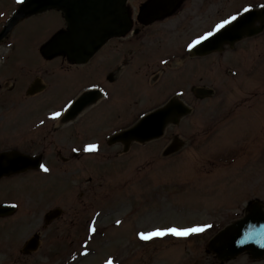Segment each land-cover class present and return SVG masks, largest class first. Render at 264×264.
I'll return each mask as SVG.
<instances>
[{
  "label": "rangeland",
  "instance_id": "obj_1",
  "mask_svg": "<svg viewBox=\"0 0 264 264\" xmlns=\"http://www.w3.org/2000/svg\"><path fill=\"white\" fill-rule=\"evenodd\" d=\"M31 18L21 30L16 31V36L27 44L40 45L63 26L56 11ZM258 45L259 42L256 46ZM256 46L252 52L247 53L250 61L239 64L243 70L237 82L223 81L226 77L220 72V66L212 73L210 70L204 72L208 85L213 84L210 76L215 75L214 73L222 80L214 84L218 94L202 104L193 98L188 99L194 108V114L184 121L182 127L170 130L166 140L147 147L133 145L127 155L120 157L114 156L117 147L101 144V153L82 156L78 158L79 161L66 167L72 170V174L78 173L63 178V196L56 189L48 197L63 203L68 195L66 187H69L74 201L80 199L83 202L91 197L94 198L92 206L89 211L83 212L78 211L80 207L77 205L74 208L77 212H71L73 207L67 204L63 207L66 216L58 224L48 227L52 230L48 233V243H52L50 238H58L56 240L59 253L56 256H45L41 252L35 259L19 262L11 259L12 262L55 264L58 260V264L61 261L63 264H119L123 259V263L127 264H217L212 256L205 253L204 245L200 249L201 241L190 242L193 238L190 241L143 240L138 244L132 241L131 235L133 231L149 230L153 227L167 228L216 220V226L206 235L209 238L230 220L238 219L249 201L260 199L264 202V145L261 143V138H264V99L261 96L264 95V59L257 58L259 52ZM17 54L18 51H15L8 58L10 49L0 43V72L11 71L16 67L14 58ZM19 55L25 58L36 57L33 49L21 50ZM38 57L39 60L32 63V69L39 68L42 59ZM19 76L20 72L17 71L13 74L0 73V80L4 83L0 92V109L6 116L2 123L6 132L0 136L1 142L10 139L11 129H24L33 123L40 111H49L60 106L55 99H44L39 105L38 100L25 104L18 102L15 106L14 95H8L7 90L11 81L9 78ZM60 92L70 91L63 88ZM70 97H65L64 102ZM102 113L101 107L86 111L76 123L62 131V137L66 139L70 133H76L85 141L100 138L102 129L108 126ZM175 134L192 144L186 151H182L179 158L167 159L171 162L164 163L166 161L162 159L161 152ZM107 135L108 132L104 134L105 137ZM224 156L235 159H221ZM219 157L220 159H216ZM230 161L231 164L225 165ZM208 172L210 175H206ZM90 178L92 181L88 183ZM203 188L205 191H202ZM122 189L127 201L122 197ZM82 192L85 199L80 198ZM10 193L11 196L20 195L19 190H10ZM10 193L3 192L5 195ZM137 208H140L139 214L125 224L127 232H121L120 226L115 225L118 222L116 217L126 213L129 217ZM191 209L194 210L191 212ZM69 211L71 216L67 219ZM88 212L89 215L86 216ZM77 214L78 218H85L83 227L78 225V218L77 224L72 222ZM95 219L98 221V235L84 241L88 220L95 223ZM104 221L113 223L106 226L107 224L102 223ZM109 229L108 235H105ZM21 231L22 228L18 226L0 225V242L7 246L12 242L14 244L15 239L19 240L22 236ZM72 235L76 237L73 239L76 241L75 245L71 242ZM101 236L110 240L106 242L107 239ZM124 239L129 255L126 260L120 257ZM20 242L19 246L22 247ZM7 246L3 250L5 253L8 251ZM0 264L11 263L0 257ZM230 264L264 262L252 263L247 256H241Z\"/></svg>",
  "mask_w": 264,
  "mask_h": 264
},
{
  "label": "flooded vegetation",
  "instance_id": "obj_2",
  "mask_svg": "<svg viewBox=\"0 0 264 264\" xmlns=\"http://www.w3.org/2000/svg\"><path fill=\"white\" fill-rule=\"evenodd\" d=\"M150 7L154 10L149 12ZM18 8L16 0H0V31ZM245 9L262 10L264 0H128L121 15L124 20L121 18L116 25L124 33L111 38L83 65L68 61L63 54L46 58L41 54V45L21 43L16 31L21 30L32 18L18 22L7 38L11 55L18 51L14 58L16 67L11 71L0 72H20L19 78H9L11 81L8 95H14L15 106L18 102L25 104L31 100H38L39 105L44 99H55L60 106L49 111H40L33 123L24 129H11L10 139L0 141V153L18 151L27 155L7 156L4 159H41V165L49 169L48 172L41 168L34 170V164H31L25 173L0 180V203L9 201L16 205L15 213L9 218L0 219V225L22 228L19 239L26 234L24 229L30 231L38 228L41 234V248L33 256H18L16 238L14 248H10L14 258L21 261L32 257L35 259L41 252L45 256H56L58 253L57 243L54 241L56 237L50 238L52 243H48V233L52 231L48 227L58 224L59 220L47 225L45 217L62 202L58 203V200L48 195L58 189L63 196L61 184L64 174L71 173L70 170L65 171V167L72 165L74 159L84 156L76 155L69 147L87 142L81 140L76 133H70L66 139L62 137V115L72 101L83 93L91 92L90 100L95 103L92 108H103L104 121L119 127L118 130L127 129L133 124L129 126L130 123H127L132 114H147L173 97L178 96L185 104L190 105L188 99L195 95L194 90L208 85L204 72L210 70L212 73L219 66H231L235 73L230 75L232 69L229 70L228 67L225 72L236 79L239 76V64L250 61L247 53L252 52L258 42L264 47V16L260 14L250 18L247 23L251 33L262 29L257 36L235 45L224 44L220 51L206 56H192L191 52L199 46L189 50V45L195 39L209 30H214L215 25L223 19L231 16L239 19L247 13ZM56 12L62 19V13ZM63 27L64 24L60 28ZM31 49L35 52V58L19 55L21 50ZM38 56L42 59L39 68L32 69V63L39 60ZM211 81L216 83L218 77L211 78ZM3 84L0 80V92ZM63 88L70 92H60ZM38 89L43 91L37 93ZM69 96L71 97L64 102L65 97ZM55 113L61 115L53 118ZM5 120L6 116L0 109V136L6 132L2 126ZM172 129L176 127H169L167 132ZM121 146L118 147L122 149ZM65 164L67 166L64 167ZM2 167L17 169L21 165L16 160H8ZM10 190H19L20 195L11 196ZM6 191L10 195L3 194ZM69 200L68 194L64 202ZM93 200L91 197L86 198L83 201L84 209L89 208ZM55 264H58V260Z\"/></svg>",
  "mask_w": 264,
  "mask_h": 264
},
{
  "label": "water",
  "instance_id": "obj_3",
  "mask_svg": "<svg viewBox=\"0 0 264 264\" xmlns=\"http://www.w3.org/2000/svg\"><path fill=\"white\" fill-rule=\"evenodd\" d=\"M125 0H29L16 17L43 13L49 8H60L65 13L69 33L57 36L45 49L46 53L65 52L70 59L86 61L105 40L114 34L116 21L121 17ZM8 30L0 35L4 38ZM83 104V101L81 102ZM179 108L176 102L165 109L144 118L134 129L117 140L126 138L147 142L161 137L169 116L174 117ZM69 118V117H68ZM171 120V119H169ZM127 142V143H128ZM174 146L172 151L176 150ZM6 213L0 208V216ZM209 249L222 260L233 259L242 253H249L253 259L264 257V211L259 203L248 208L246 217L229 226L209 245Z\"/></svg>",
  "mask_w": 264,
  "mask_h": 264
},
{
  "label": "snow or ice",
  "instance_id": "obj_4",
  "mask_svg": "<svg viewBox=\"0 0 264 264\" xmlns=\"http://www.w3.org/2000/svg\"><path fill=\"white\" fill-rule=\"evenodd\" d=\"M19 3H24V0H18ZM250 11L249 9H245V12ZM238 17L237 16H231L229 19H223L219 23L215 25L214 30H209L203 35L199 36L197 39H195L190 45H189V50L192 48L197 47L198 45L204 43L205 41L211 42L213 37H216L217 34H222L223 30L227 29L228 26L232 27H238L239 23H242L240 21L237 23ZM61 115V113H55L53 118H58ZM97 146L94 144H91L88 146L87 151L92 152L96 151ZM40 168L44 172H48L49 169L45 167L44 165H40ZM93 233H95L96 229L93 227L91 229ZM205 229L202 227H188V228H177V227H169L165 229H157L156 231H149L147 233H141L140 234V239L144 241H150L154 238H164L166 236H173V237H188L192 234L195 233H202L204 232ZM87 255V253H85ZM111 264V262H109Z\"/></svg>",
  "mask_w": 264,
  "mask_h": 264
}]
</instances>
